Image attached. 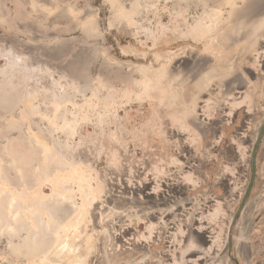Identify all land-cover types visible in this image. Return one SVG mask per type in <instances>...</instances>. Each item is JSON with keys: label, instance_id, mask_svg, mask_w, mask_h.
<instances>
[{"label": "rangeland", "instance_id": "rangeland-1", "mask_svg": "<svg viewBox=\"0 0 264 264\" xmlns=\"http://www.w3.org/2000/svg\"><path fill=\"white\" fill-rule=\"evenodd\" d=\"M262 16L264 0H0V263L65 264V240L73 264H232L215 258L242 184L228 201L224 142L198 143L178 98Z\"/></svg>", "mask_w": 264, "mask_h": 264}, {"label": "crops", "instance_id": "crops-1", "mask_svg": "<svg viewBox=\"0 0 264 264\" xmlns=\"http://www.w3.org/2000/svg\"><path fill=\"white\" fill-rule=\"evenodd\" d=\"M261 43L262 37L258 34L257 41L243 39L236 45H230V54L226 55L224 59L222 58L216 67L212 59L207 62L211 64L210 73L207 76L198 79L195 82V87H192L191 83L188 91L180 92L178 98V111L182 116L180 124L181 126H188L190 130H193L195 134L198 135V143H204L209 137H211V141L220 138L223 141L224 135L226 134V140L230 141V144H233L231 146H234L232 147V152L236 153L238 151V146L235 144L241 142V137L235 130L237 128L236 123L230 124L229 122L228 124H224V119H231L232 114L239 110V107H241L243 102H239V98L236 97V95L239 94V92H237L239 87H237L235 83H228L227 81L232 76L241 74L243 69L248 65L258 66L256 63L259 64V62L262 61L264 52L261 53L262 56L259 62L257 59L253 60L247 58V54L255 51L260 53L264 48L263 46H260ZM242 51H244V53H242ZM233 52L238 53L232 55L231 53ZM232 61L234 64H232ZM217 84L222 88H227L224 91H221L222 94L210 93V87ZM249 88L250 89L247 91L251 94L248 96L250 99L246 102L248 104L246 107H248L249 110L252 108H261L259 105L261 99H257V97H261L262 93H264V84L251 81ZM187 100L193 102L194 107L186 106ZM261 122L262 121L259 123L260 127L263 126V123ZM219 151L222 152L221 149H217L216 153ZM193 152H195V149L190 151L188 155L193 154ZM199 161V159H196L195 163L197 164ZM257 165L258 182L252 188L251 196L237 222L234 236L237 245H240L242 239L247 238V241L243 240L245 245L244 253H247V264H264V137L262 139ZM230 174L231 173H228L227 176L231 177L232 174ZM233 184L234 182H229L227 185L230 188L228 194L226 193L228 201L232 200L234 197L232 190H234L235 187L231 188ZM240 184H242V186L239 187H242L243 190L245 183H237V186ZM220 187L225 191L222 183H220ZM213 193L215 194V191ZM221 199V201L224 200V198ZM212 201H210L211 204L215 205L216 203ZM204 213L205 215L214 214V208L205 209ZM36 215L42 218L44 213L39 212L36 213ZM236 251L239 258V254L242 253V250L240 248Z\"/></svg>", "mask_w": 264, "mask_h": 264}, {"label": "flooded vegetation", "instance_id": "flooded-vegetation-1", "mask_svg": "<svg viewBox=\"0 0 264 264\" xmlns=\"http://www.w3.org/2000/svg\"><path fill=\"white\" fill-rule=\"evenodd\" d=\"M253 22H249L248 24H246L247 26H244V28L242 29V33L239 36V41H242L243 39H247V40H256L258 39V34L260 35V37H262V43L260 46L264 47V16H262V18L258 21L257 20H252ZM264 52V48L262 51L259 52H253V53H249L247 54V58L249 59H257L258 62L261 59V53ZM242 53H244V51H242ZM241 53V54H242ZM243 55V54H242ZM244 56V55H243ZM264 56V55H263ZM237 60V59H236ZM232 64H234V62L232 61ZM258 66H246V68L243 69V72H241V74L238 75H234L232 76L230 79H228V83H235L237 87H239V89L237 90V92H239L238 95H236L237 98H239V102H243L241 107H239V110H237L236 112H234L232 114V118L231 119H224V124H228L230 122V124H235L236 123V132L240 134L241 137V142L239 144H241V146L243 148H245L244 154H242L240 152V148L238 146V151L235 153L232 152V144H230V141L226 140V134L224 135V139L222 142H224V146L222 147V152H220V156L222 158V165H223V169L227 172V173H234L235 176L240 180V182H244L245 187L243 188V192H242V198L240 200L239 206L237 208H240V206L242 205V201L244 199L245 196V192L247 187L251 184V190L250 193L248 195V198L246 199V202L244 204V207L242 208L239 218L242 214V211L244 210L250 196H251V191L252 188L254 187V185L258 182V175H257V170H258V165H257V159L258 156L260 154V149H261V143H262V139L264 137V132L262 135V138L256 148L255 154L253 156V149L254 146L256 145V141L258 139L259 134L261 133L262 129L264 128V93H262L261 97H257V99H261V102L259 103L261 108H252V109H248V107H246L248 104L246 103L248 101V99H250L248 96H250V92H248L247 90H249V86L251 85V81H255L258 83H262L264 84V57H262V61L258 63H256ZM246 73V74H245ZM199 78L195 77L192 80V87H195V82L198 80ZM211 88V92L210 93H220L222 94V89L225 90L227 87L222 88L220 87L219 84L214 85ZM260 89V88H258ZM257 89V90H258ZM187 89H184V91H186ZM213 90V91H212ZM260 121H262L261 123H263V126H259ZM227 167H229V169H226ZM231 170V172H230ZM230 174V175H231ZM229 182H234L233 178H231L230 176L224 177L223 181H221V183L223 184L226 193L228 194L230 188L227 186ZM239 182V183H240ZM235 187V184H233V186L231 188ZM226 194V195H227ZM226 197V196H225ZM224 197V199H225ZM236 211V212H237ZM234 216V215H233ZM239 220V219H238ZM230 226V223H229ZM229 230V228H228ZM236 230V227H235ZM228 233V232H227ZM206 236H209V238H207L205 241L207 246H210L212 244V239L210 238L211 236L206 234ZM235 236V233H234ZM227 238H228V234L226 237V241L224 244V247L221 251L222 254V259L224 256H228L231 263L232 264H237L229 255V251L228 249H225L226 247V243H227ZM233 254L234 256L237 258L238 260V264H247L246 262V257H247V253H244V241L241 240L240 245L236 244V240L235 237L233 239ZM242 250V253L239 254V258L237 255V249Z\"/></svg>", "mask_w": 264, "mask_h": 264}, {"label": "water", "instance_id": "water-1", "mask_svg": "<svg viewBox=\"0 0 264 264\" xmlns=\"http://www.w3.org/2000/svg\"><path fill=\"white\" fill-rule=\"evenodd\" d=\"M263 132H264V128L262 129L261 133L259 134L258 139H257V141H256V145L254 146V149H253V156H254L255 151H256V148H257V146H258V144H259V142H260V140H261V138H262ZM251 186H252V185L250 184V185L247 187L246 192H245L244 199H243V201H242V205L240 206V208L238 209V211L234 214L233 219H232V221L230 222V226H229V230H228L227 243H226V247H225V249H224V251H225L226 249H228L230 257H231V258H232L237 264H238V260H237V258L234 256V254H233V245H232L233 243H232V242H233V239H234L235 227H236V225H237V222H238V219H239L240 212H241L242 208L244 207V204H245V202H246V199L248 198V195H249L250 190H251ZM242 240L247 241V238H244V239H242ZM220 259H222V254H221V253L215 258V260L219 261Z\"/></svg>", "mask_w": 264, "mask_h": 264}, {"label": "bare ground", "instance_id": "bare-ground-1", "mask_svg": "<svg viewBox=\"0 0 264 264\" xmlns=\"http://www.w3.org/2000/svg\"><path fill=\"white\" fill-rule=\"evenodd\" d=\"M55 250L61 251L59 256L65 264H73L74 263V261L72 260V254H71L70 248L68 249L67 245H65V240H61V242L57 245ZM55 253H57V252H55Z\"/></svg>", "mask_w": 264, "mask_h": 264}]
</instances>
